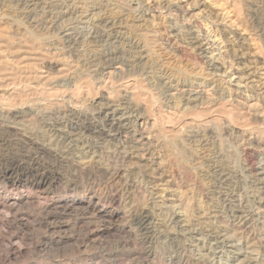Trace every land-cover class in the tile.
Listing matches in <instances>:
<instances>
[{
    "label": "rangeland",
    "instance_id": "1",
    "mask_svg": "<svg viewBox=\"0 0 264 264\" xmlns=\"http://www.w3.org/2000/svg\"><path fill=\"white\" fill-rule=\"evenodd\" d=\"M90 1L0 0V98L34 101L33 86L58 96L74 90L92 120L102 123L97 113L104 103L116 99L124 107L133 93V104L141 105L133 114L143 108L155 124L130 117L119 137L75 129L66 140L67 123L81 125L85 118H20L24 134L51 140L66 160L47 153L38 159L46 178L40 191L50 208L35 215L41 195L31 192L30 202L20 205L23 215L0 225V264H264V0H127L126 24L109 29L119 36L115 42L93 33L94 11L87 8L97 3L98 11L112 16L110 8L124 3L99 0V7ZM174 1L186 13H168L165 6ZM122 55V64L112 60ZM20 71L31 78L12 84L11 73ZM224 109H230V121ZM193 121L209 127L198 129ZM135 129L147 130L149 140L134 139ZM2 133L0 157L35 152ZM81 159L95 165L93 175H81L68 161ZM5 166L0 160V189L8 185ZM88 187L106 215L61 209L63 199H80ZM145 211L150 240L141 243L135 233L144 231L137 218ZM4 217L11 218L0 213ZM147 248L149 256L139 250Z\"/></svg>",
    "mask_w": 264,
    "mask_h": 264
},
{
    "label": "bare ground",
    "instance_id": "2",
    "mask_svg": "<svg viewBox=\"0 0 264 264\" xmlns=\"http://www.w3.org/2000/svg\"><path fill=\"white\" fill-rule=\"evenodd\" d=\"M105 1V0H103ZM127 0H122L121 2L124 3L123 6H120V3H116L115 7L110 8L111 10L109 12H111L113 15H107V14H102L100 12V10L98 11V7H97V3H95V5L93 6H90V8H87V6H85L88 10H93L94 13H93V19H94V29L92 30L93 33L99 38H104V40H112V42H115L117 38H119V36L117 34H112L109 32L110 28H112L113 26H115L116 24H121L122 21H127V17L130 16L128 13H124L125 12V6H127L129 4L130 6V3L126 2ZM129 1V0H128ZM30 2V1H29ZM51 2V1H50ZM89 2V1H88ZM94 3L93 0L90 1V4ZM99 2V0H98ZM135 2V1H134ZM164 2H167L166 0H164ZM169 2V0H168ZM172 2V1H171ZM52 3V2H51ZM109 2H106V5L108 4ZM111 3V1H110ZM126 3H128L126 5ZM57 4V3H56ZM104 3H102L103 5ZM112 4V3H111ZM115 4V3H114ZM166 4V3H165ZM20 5V4H19ZM34 5V4H33ZM59 5V4H58ZM67 5V4H66ZM65 5V6H66ZM164 5V4H163ZM23 6V5H22ZM35 6V5H34ZM57 6V5H56ZM60 7H62V5H59ZM98 6L99 7H102L101 6V2L98 3ZM109 6V5H108ZM114 6V5H113ZM140 6V5H139ZM149 6V5H148ZM151 6V5H150ZM165 6V5H164ZM250 6V5H248ZM14 7V6H13ZM29 7V6H28ZM81 7V6H80ZM83 7V5H82ZM135 7V6H134ZM141 7V6H140ZM145 7V5H144ZM166 10L168 13H183L185 12V9L183 8L182 5H180V3L178 1H174L173 3H170V4H166ZM251 7V6H250ZM250 7H248L250 9ZM20 8V7H19ZM23 8V7H22ZM109 8V7H107ZM252 8V7H251ZM30 9V8H29ZM61 9V8H60ZM85 9V8H84ZM106 9V7H105ZM162 9V8H161ZM187 9V8H186ZM26 10V8L24 9ZM32 10V9H31ZM53 10V9H52ZM86 10V9H85ZM87 10V11H88ZM147 10V9H146ZM145 10V11H146ZM252 10V9H251ZM33 11V10H32ZM51 11V10H50ZM76 11V10H75ZM101 11L103 12L104 10L101 9ZM106 11V10H105ZM108 11V10H107ZM31 12V11H29ZM166 12V13H167ZM62 13V12H61ZM107 13V12H106ZM110 13V14H111ZM175 13V14H176ZM186 13V12H185ZM252 13V12H251ZM249 11L247 12V15L250 16L251 14ZM23 14V13H22ZM52 14V13H51ZM56 14V13H55ZM82 14V13H81ZM61 15V14H60ZM92 15V14H91ZM167 15V14H166ZM17 16V15H16ZM126 16V17H124ZM132 16V15H131ZM137 16V15H136ZM178 16V15H177ZM183 16V15H182ZM48 17V16H47ZM75 17V16H74ZM172 17V16H171ZM26 18V17H24ZM62 18V17H61ZM129 18V17H128ZM181 18V17H180ZM249 18V17H248ZM18 19V18H17ZM50 19V18H49ZM53 19V18H52ZM70 19V18H69ZM135 19V17H134ZM178 19V18H176ZM23 20V19H22ZM131 20V19H130ZM251 22L252 21H256V18L254 16V13L252 14L251 18H250ZM54 21V20H53ZM58 21V20H57ZM56 21V22H57ZM179 21V20H178ZM65 22V21H64ZM137 22V21H136ZM176 22V21H175ZM184 21H182V24H183ZM186 22V21H185ZM69 23V22H68ZM128 23V22H127ZM135 23V22H134ZM59 24V23H58ZM126 24V22H125ZM123 24V25H125ZM176 24V23H175ZM187 24V22L185 23ZM131 26H135L134 24H130ZM192 24L191 23H188L187 26L190 27ZM263 25V24H262ZM261 25V26H262ZM68 26V25H66ZM137 26V25H136ZM175 26V25H174ZM186 26V27H187ZM264 26V25H263ZM170 27V26H169ZM91 28V27H90ZM89 28V29H90ZM120 29V28H119ZM89 32V31H88ZM92 33V34H93ZM200 33V32H199ZM93 34V35H94ZM177 35V34H176ZM137 37H139V34L137 35ZM135 37V36H134ZM196 37V36H195ZM204 37V36H203ZM208 38V37H206ZM136 39V38H135ZM139 39H141L139 37ZM121 40V39H120ZM210 40V39H209ZM67 41V40H66ZM103 41V40H102ZM137 41V40H136ZM135 41V42H136ZM192 41V40H191ZM70 42V41H69ZM96 42V41H95ZM198 42V41H196ZM68 43V42H67ZM72 43V42H71ZM100 43V42H99ZM132 43V41H131ZM210 43V42H209ZM103 44V43H102ZM196 45V44H195ZM212 45V44H211ZM210 45V46H211ZM101 46V45H100ZM207 46V45H206ZM102 48V47H101ZM212 48V47H211ZM110 51V50H109ZM115 51V49H114ZM113 52H108L109 54H113ZM122 51V50H121ZM124 51V50H123ZM122 51V53H123ZM213 51V50H212ZM137 53V56L136 58H139L140 57V53L138 51H136ZM209 53V51H208ZM99 55V54H98ZM214 55V54H213ZM202 56V55H201ZM210 56V54H209ZM221 56V55H220ZM125 57V56H124ZM208 57V56H207ZM110 58V57H108ZM127 58V57H126ZM131 58V57H130ZM135 58V59H136ZM134 59V60H135ZM216 59V57H215ZM222 59V58H221ZM107 60V59H106ZM112 60L114 61H118L120 62L121 64L126 60L125 58H123V55L122 56H119V57H116V58H113ZM111 60V61H112ZM216 60H219L216 59ZM110 62V61H109ZM127 62V61H126ZM137 63V62H136ZM220 64V63H219ZM214 65V64H213ZM221 65V64H220ZM218 65V66H220ZM223 66V65H222ZM3 67V66H2ZM121 65L118 66V67H115V69L117 70H120L121 69ZM123 68V67H122ZM215 68H218L219 67H216L215 65ZM1 69V67H0ZM5 69V67H4ZM3 70V69H2ZM109 71V70H108ZM220 71V70H219ZM110 72V71H109ZM217 72V71H216ZM25 74H23L21 71L20 72H15V73H11V76L13 79V81L11 82L12 84H16L17 81L16 80H19V82L23 81V80H29L31 78L30 74L24 72ZM217 74V73H216ZM222 74V73H221ZM10 75V74H9ZM9 83V84H11ZM179 83V82H178ZM169 85V84H168ZM183 85V84H182ZM192 85V84H191ZM32 88V87H31ZM43 89H39L38 87L36 86H33V92L34 94L37 93L38 95L37 98H34L35 100H31L30 97H25L22 99H20L18 101L15 100L14 97L12 98H8V99H1L0 98V132L2 133L3 131L11 134L12 136H17L19 139H21L25 146H31V148L33 147L34 148V153L31 154V156L29 155H26V154H21V155H15V156H11V157H5V156H1L0 157V160H1V163H5L6 166L4 168V170L2 171V174H3V177L6 178V180L8 181V185H5V187H3L2 189H0V213H7V215H10L11 218H3L1 219L0 218V225H3L6 227L7 224L10 223V221L12 222L13 220L16 221V217H20V215H23L22 213H20V205H22L23 203H29L30 200V196H31V192H38V194H42L43 191H40L42 186H44V183L46 182V178L44 176V171L40 170V169H43V166H45V164L43 166H41V164H39L40 162L38 161L39 158L42 159V157H40L41 155H45L46 153L47 154H50L54 159H61V160H66V157L64 156L65 153L64 152H58L54 149V146H52V144L54 145V143L49 140L50 142H40L38 140H36V137H34L32 133L31 134H24V130L22 131V129L20 128V124L22 125V122L20 123V118L23 117H26V116H30V115H33V116H38V115H49L48 117H51L54 116L55 118V115H57V118H64V116L68 117L69 119H76V118H85L86 119V122L84 124H77L75 121H70L68 122V126H69V131H65L66 133H64V137L65 139H70L72 137H70L71 134L74 133L75 129H83L84 131L88 132L89 133H96V137L99 136H102V137H119L122 135V132L125 131L126 129V126L128 125L129 122H131L130 120V117H132V122H136V123H139V122H145L147 124H151V121H152V124H155L153 123L154 121L152 119L149 118V115H147V113L145 112V110L142 108V112L141 113H137L136 114H133L135 111H136V108L139 106H141L139 103L137 104H133L132 100L134 99L133 98V93H132V97H131V100L127 99L128 100V103L126 104V106L122 107L120 106L119 104H116L115 103V100H108L106 103H104V105L100 108L101 110L98 111L97 113V117H101L102 118V123H98L94 120H92V111L88 112L89 110L86 108V106L84 105V101L81 100L80 98H76L75 95H73V91L71 93L67 92L64 93V94H61V90L59 91V96L57 94V91L56 92H47V91H42ZM132 90V89H131ZM130 90V91H131ZM202 90V89H201ZM27 91V90H26ZM31 91V90H30ZM112 91V90H111ZM129 91V92H130ZM182 91V90H180ZM197 91V90H196ZM207 90H205L204 92H206ZM15 93V91H12ZM41 94H40V93ZM188 92V91H187ZM17 93V92H16ZM32 93V92H31ZM141 93H142V90H141ZM193 93V92H192ZM191 93V94H192ZM202 93V92H201ZM26 94V93H25ZM109 94V93H108ZM128 94V93H127ZM188 94V93H186ZM28 95V94H27ZM26 95V96H27ZM30 95V94H29ZM77 95V94H76ZM112 95V94H111ZM110 95V96H111ZM148 95V94H147ZM22 96V95H21ZM35 96V95H33ZM110 96H107V97H110ZM118 96V95H117ZM127 96V95H126ZM136 96H139V94H136ZM195 96V95H194ZM5 97V96H4ZM32 97V95H31ZM78 97V96H77ZM106 97V96H105ZM112 97V96H111ZM110 97V98H111ZM82 98V96H81ZM186 98V97H185ZM200 98V97H199ZM85 100V99H84ZM107 100V98H106ZM105 100V101H106ZM142 100V99H141ZM194 100V99H193ZM227 100V99H226ZM83 101V102H82ZM236 101V99L234 100ZM125 103V102H124ZM84 106H83V105ZM121 104V103H120ZM102 105V104H101ZM231 105V104H230ZM136 107V108H135ZM232 107V106H231ZM91 110V109H90ZM224 115L226 117L227 120H229V117L230 116V109H224ZM94 111V110H93ZM96 112V111H95ZM222 115V113H221ZM228 115V117H227ZM28 116V117H29ZM167 116V115H166ZM31 117V116H30ZM50 117V118H51ZM151 117V116H150ZM49 118V119H50ZM58 118V119H59ZM67 118V119H68ZM95 118V116H94ZM20 119V120H19ZM192 119V118H191ZM26 120V119H25ZM24 120V121H25ZM57 120V119H56ZM77 120V119H76ZM100 120V119H99ZM155 120V119H154ZM193 120V119H192ZM197 120V119H196ZM29 121V120H27ZM78 121V120H77ZM84 121V119H83ZM188 121V120H187ZM230 121V120H229ZM212 122V121H211ZM24 123V122H23ZM82 123V122H81ZM209 123V122H208ZM214 124V122H212ZM210 123V124H212ZM212 124V125H213ZM143 125V124H142ZM195 126L197 127L198 129H206L209 127V125L207 124V121H203V122H194L192 123V126ZM29 126V125H28ZM25 127V126H23ZM27 127V126H26ZM187 127V126H186ZM181 128V127H180ZM185 128V127H184ZM31 129V128H30ZM187 129V128H185ZM189 129V128H188ZM187 129V131H188ZM195 129V128H194ZM31 131V130H30ZM58 131V130H57ZM79 131V130H78ZM147 130H137L135 129L134 132H133V137L134 139L136 140H142V139H147L149 140V137L145 135ZM23 132V133H22ZM205 132V131H203ZM211 132V131H210ZM125 133V132H124ZM196 133V132H195ZM194 133V134H195ZM198 133V132H197ZM4 133H2L3 135ZM8 134V135H9ZM79 133H77L78 135ZM82 135L84 134L83 132L81 133ZM147 134V133H146ZM199 134V133H198ZM251 134V133H250ZM255 134V133H254ZM7 135V134H5ZM76 135V136H77ZM10 136V135H9ZM8 136V137H9ZM74 136L75 138H79V137H76ZM190 136V135H189ZM193 136V135H192ZM196 135H194L195 137ZM11 137V136H10ZM101 137V138H102ZM254 137V136H253ZM123 138V137H122ZM252 138V137H251ZM5 139V138H4ZM103 139V138H102ZM101 139V140H102ZM258 139V138H257ZM79 140V139H78ZM253 140V139H252ZM256 140V139H255ZM261 140V139H260ZM259 140V141H260ZM20 141V140H19ZM45 141V140H44ZM244 141V140H243ZM250 141H247V143L249 144ZM253 142V141H252ZM258 142V141H257ZM52 143V144H51ZM73 143V142H72ZM151 143V142H150ZM246 143V144H247ZM82 144V143H81ZM78 145V144H77ZM97 145V144H96ZM151 145V144H150ZM251 145V143H250ZM256 144H254V147H255ZM262 145V144H261ZM68 146V145H67ZM66 146V147H67ZM80 146V145H79ZM83 146V145H82ZM258 146V144L256 145ZM89 147V146H88ZM250 147V146H249ZM253 147V145H252ZM82 148V147H81ZM247 148V147H245ZM264 148V147H262ZM30 149V147H29ZM68 149V147H67ZM77 149V148H76ZM248 149V148H247ZM28 150V149H27ZM61 150V149H60ZM69 150V149H68ZM249 150V149H248ZM25 151V150H24ZM71 151V150H70ZM249 151H254L253 149L250 148ZM29 152V151H27ZM251 152V153H252ZM94 153V152H93ZM251 153L248 152L249 155L247 156H251ZM254 153V152H253ZM262 153V152H261ZM68 154V153H67ZM73 154V153H72ZM69 155V154H68ZM75 155V154H74ZM254 155V154H252ZM262 155V154H261ZM264 155V154H263ZM67 156V155H66ZM75 157V156H74ZM69 158L71 159V157L69 156ZM82 158V157H81ZM91 158V157H90ZM68 159V158H67ZM76 159V158H75ZM78 160V159H77ZM87 160V158L85 159ZM92 160V159H90ZM75 170L78 171V173L80 172L81 173H85V172H89L88 174H92L94 172H91V171H94V169H96L95 165H93L92 163H83L82 161H84L83 159H81L80 161L83 163H79V162H75V161H71V160H68ZM89 161V160H88ZM87 161V162H88ZM94 161V160H93ZM69 163V164H70ZM3 165V164H2ZM261 165V164H260ZM48 166V165H47ZM98 168V167H97ZM253 168V167H252ZM100 169V168H99ZM102 169V168H101ZM100 169V170H101ZM44 170V169H43ZM48 170V169H46ZM261 170V169H260ZM99 171V170H97ZM102 171V170H101ZM264 172V170H263ZM51 173V172H50ZM96 173V172H95ZM86 174V173H85ZM84 176V174H81ZM90 175V176H92ZM105 175V174H104ZM95 176V175H94ZM88 177V175L86 176ZM263 177V176H262ZM92 178V177H91ZM2 179V178H1ZM90 179V178H89ZM258 179V178H257ZM263 179V178H262ZM93 181V180H92ZM260 181V180H259ZM48 182V181H47ZM101 182V181H100ZM99 183V182H98ZM102 183V182H101ZM3 184V183H2ZM49 184V183H48ZM91 183L88 184V186L90 185ZM94 184V183H93ZM96 185V184H95ZM98 185V184H97ZM48 186V185H47ZM1 187V186H0ZM45 187V186H44ZM42 190H45L42 188ZM85 195L84 197L80 198V199H76V198H73V197H70V198H65L63 199V201L59 204L61 205V209L63 211H65L66 213L67 212H70V211H78L79 209H88L90 212H91V215H94L96 217V215L98 216H104L106 215V211L99 206V202H100V199L95 195V193L93 192V190L91 189V187H88L86 188L85 190ZM47 193V192H46ZM84 193V192H83ZM46 195V194H44ZM43 196H39L37 197V199L35 200V202L37 203V206L35 208V211H34V214L39 216L41 214L44 213L45 209L48 208L50 205L46 199V196H44V200L45 202H41V198ZM100 197V196H99ZM48 198V196H47ZM264 200V199H263ZM50 202V201H49ZM102 203V202H100ZM263 203V202H262ZM51 204V203H50ZM111 204V203H110ZM239 204V203H238ZM54 205V204H52ZM241 206V205H240ZM239 206V207H240ZM50 208V207H49ZM233 208V207H232ZM230 210V209H229ZM242 210V209H241ZM149 213V212H148ZM215 213V212H214ZM25 214V213H24ZM50 214V213H48ZM217 214V212H216ZM44 215V214H43ZM235 215V214H234ZM249 215V214H248ZM214 216V215H213ZM236 216V215H235ZM22 217V216H21ZM24 217V216H23ZM207 217V216H206ZM253 217V216H252ZM257 217V216H256ZM100 218V217H99ZM109 218V217H108ZM235 218V217H234ZM233 218V219H234ZM238 218V217H237ZM246 216H241V218L239 219H242L240 221H243V220H246L245 219ZM22 219V218H20ZM26 219V218H25ZM24 219V220H25ZM137 225L140 230H144L143 232H139L140 234H136L135 233V236H136V239L138 241H140L141 243L143 242H146L148 240H150V236H149V232H148V227H147V220H148V215L146 213V211L140 216L137 218ZM249 219V218H248ZM40 220L42 221V218H40ZM13 221V222H14ZM17 222H20V221H17ZM23 223V222H22ZM66 223V222H64ZM204 223V222H203ZM238 223V222H237ZM243 223V222H242ZM247 223V222H246ZM245 223V224H246ZM25 224V223H24ZM23 224V225H24ZM136 224V223H135ZM190 224V223H189ZM27 225V224H26ZM186 225V224H185ZM184 225V226H185ZM208 225V224H207ZM189 226V225H188ZM241 226V224H240ZM244 226V225H243ZM26 229V228H25ZM150 229V228H149ZM213 229V228H212ZM127 232V234H129V236H131V231H125ZM219 232V231H218ZM188 233V231H187ZM218 234V233H217ZM221 234V232H220ZM227 234V233H226ZM227 236V235H226ZM60 237V236H59ZM63 237V236H62ZM61 237V238H62ZM135 238V237H134ZM16 239H17V236H13L11 237V247H12V242H16ZM53 239V238H52ZM135 239V240H136ZM202 240V239H201ZM16 246V245H15ZM17 249V248H16ZM140 251H144V253L149 256L150 255V250L148 251V248L147 250L145 251L144 249H139ZM216 251V250H215ZM142 254V252H138L136 251L135 253L133 252L132 254ZM149 253V254H148ZM181 253V252H180ZM153 254V253H152ZM11 253L10 251L8 253H6V255L4 256L5 257H10ZM112 256H117L116 253H111ZM126 257H128V255H126ZM140 257V256H139ZM184 257V256H183ZM246 257V255H245ZM248 257V256H247ZM113 258V257H111ZM202 258V257H201ZM139 259V258H138ZM137 259V260H138ZM152 259V258H151ZM191 259V258H190ZM207 259V258H206ZM205 259V260H206ZM248 259V258H247ZM131 260V259H130ZM184 259H182V261H179L178 263L181 264L183 262ZM194 260V259H193ZM192 260V261H193ZM200 260V259H199ZM209 260V259H208ZM113 261V260H112ZM129 261V260H128ZM139 261V260H138ZM150 261V260H149ZM134 263V261H133ZM132 263V264H133ZM126 264V263H124ZM128 264V263H127ZM140 264V263H139ZM197 264V263H196Z\"/></svg>",
    "mask_w": 264,
    "mask_h": 264
}]
</instances>
